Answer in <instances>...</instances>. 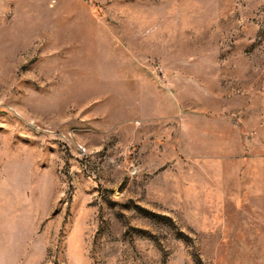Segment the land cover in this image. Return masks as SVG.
I'll list each match as a JSON object with an SVG mask.
<instances>
[{
  "label": "rangeland",
  "instance_id": "374dc122",
  "mask_svg": "<svg viewBox=\"0 0 264 264\" xmlns=\"http://www.w3.org/2000/svg\"><path fill=\"white\" fill-rule=\"evenodd\" d=\"M0 264H264V0H0Z\"/></svg>",
  "mask_w": 264,
  "mask_h": 264
}]
</instances>
